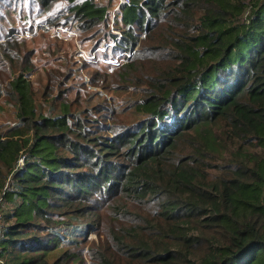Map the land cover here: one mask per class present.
<instances>
[{
    "label": "trees",
    "instance_id": "1",
    "mask_svg": "<svg viewBox=\"0 0 264 264\" xmlns=\"http://www.w3.org/2000/svg\"><path fill=\"white\" fill-rule=\"evenodd\" d=\"M59 1L39 0L42 12ZM129 1L112 22L118 0L69 1L94 48L120 37L136 50L106 75L135 89L120 108L136 117L112 141L96 117L106 100L68 98V70L46 72L39 101L35 52L0 44V100L15 115L0 126L2 258L88 264L91 214L112 223L92 264H264V0Z\"/></svg>",
    "mask_w": 264,
    "mask_h": 264
},
{
    "label": "rangeland",
    "instance_id": "2",
    "mask_svg": "<svg viewBox=\"0 0 264 264\" xmlns=\"http://www.w3.org/2000/svg\"><path fill=\"white\" fill-rule=\"evenodd\" d=\"M69 1L61 0L49 12L43 13L39 0H0V44L13 38L19 39L22 40V48H25L23 54L27 50L35 52L34 57H31L35 70L30 78L34 83L39 101L41 100V92L48 83L46 72L61 71L66 74L68 70H71V77L63 89L64 94H68V98H76L77 91H80L82 100L95 99V104H100L106 100L104 111L96 117H99L100 122L105 124L102 132L112 141L114 136L109 133V130L122 131L124 123L132 121L136 117L131 111L125 112V110L123 113L120 108L125 106L127 102L134 100V96L130 93L134 92L135 89L133 85L128 83L120 85L115 81L106 83V75L109 74L111 78H114V75L121 71L125 64L131 63V61L128 62V59H132L136 50L133 53L126 51L118 43L120 37L114 40H106L94 48L93 44L97 39H91V37L97 36L96 30L94 34L83 35L78 32L70 16L69 10L72 4ZM114 2L116 3V1ZM118 6L119 3L117 2L116 7L111 8V22L114 21L115 15L119 11V9L117 10ZM117 32L113 28V33L118 34ZM144 38L145 35L143 34L141 40ZM1 72L3 75L8 73L4 70ZM103 77H105L103 81H98ZM92 79L99 85L108 86V89L98 85L92 87ZM58 92L59 89H56L53 97L57 96ZM96 93L101 94L102 97L97 96ZM13 108V103L6 99L0 100V126H9L15 123ZM223 133L224 130L221 129L219 134ZM108 146L109 153L113 157L111 161V167H113L119 159L114 156L112 144L109 143ZM121 162H123V158ZM127 195L128 200L131 201V196L128 193ZM74 203L83 209L87 208L79 202ZM130 204L128 206L131 210ZM124 211V209L121 210L122 213ZM107 214L105 219H110L112 214ZM89 217L94 222V226L88 234L87 244L82 253L88 264H92L89 262L88 250L92 244L99 245L104 241L112 223L104 224L103 228L91 214Z\"/></svg>",
    "mask_w": 264,
    "mask_h": 264
},
{
    "label": "built area",
    "instance_id": "3",
    "mask_svg": "<svg viewBox=\"0 0 264 264\" xmlns=\"http://www.w3.org/2000/svg\"><path fill=\"white\" fill-rule=\"evenodd\" d=\"M119 6L121 4H130L129 0H118ZM118 6V7H119ZM118 9V8H117ZM3 237V230H2V215L0 213V240ZM0 264H8L3 258H2V252H1V246H0Z\"/></svg>",
    "mask_w": 264,
    "mask_h": 264
}]
</instances>
